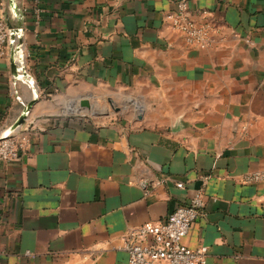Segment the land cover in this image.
<instances>
[{"label":"crops","instance_id":"obj_1","mask_svg":"<svg viewBox=\"0 0 264 264\" xmlns=\"http://www.w3.org/2000/svg\"><path fill=\"white\" fill-rule=\"evenodd\" d=\"M177 3L42 0L38 13L34 0H0L13 40L0 56V134L29 106L31 138L0 160V264H128L122 234L200 188L183 242L207 246L204 264H264V181L242 180L264 168V0H190L197 20L206 8L221 25L208 48L165 20ZM12 43L30 79L13 74ZM97 93L130 108L61 113Z\"/></svg>","mask_w":264,"mask_h":264},{"label":"built area","instance_id":"obj_2","mask_svg":"<svg viewBox=\"0 0 264 264\" xmlns=\"http://www.w3.org/2000/svg\"><path fill=\"white\" fill-rule=\"evenodd\" d=\"M190 0H178L177 7L165 13V20L182 33L186 40L199 47H212L221 34V25L208 17V9L200 13L202 21L194 17ZM42 0H34L36 12H40ZM12 28L9 18L0 16V56L5 55L11 39ZM20 66L25 67L20 61ZM31 142L29 126L21 125L19 130L0 140V160H16L27 150ZM244 182L264 181V168L251 169L242 176ZM183 186V182H178ZM205 206L204 190L197 189L188 202L179 204L164 220L146 221L122 234L118 247L128 253V264H204L207 246L191 247L183 242L193 222L202 214Z\"/></svg>","mask_w":264,"mask_h":264},{"label":"rangeland","instance_id":"obj_3","mask_svg":"<svg viewBox=\"0 0 264 264\" xmlns=\"http://www.w3.org/2000/svg\"><path fill=\"white\" fill-rule=\"evenodd\" d=\"M87 97L92 104L91 110L80 108L79 111H71L69 107H64L61 113L70 117L96 118L103 120L118 117L127 112L130 108V106L126 107V96L123 97L121 93H97ZM73 107L71 109H73Z\"/></svg>","mask_w":264,"mask_h":264},{"label":"water","instance_id":"obj_4","mask_svg":"<svg viewBox=\"0 0 264 264\" xmlns=\"http://www.w3.org/2000/svg\"><path fill=\"white\" fill-rule=\"evenodd\" d=\"M12 35V34H11ZM15 37V36H14ZM22 41V38H20V42ZM13 42V41H12ZM16 47L14 44H11V67L14 75H19V71L22 69L23 74L30 79V76L28 72L26 71L25 67L19 66V63L17 62L16 58ZM21 67V68H20ZM131 99L127 98L126 102H130ZM77 107L80 109H86V110H91L92 109V104L87 96H81L77 101H76ZM26 110V111H25ZM22 114L19 115V117L13 122V124L7 129L6 132L0 134V140L5 137H9L13 135L16 131L19 130V127L25 123L27 119V111L29 110V106L26 107V109Z\"/></svg>","mask_w":264,"mask_h":264}]
</instances>
